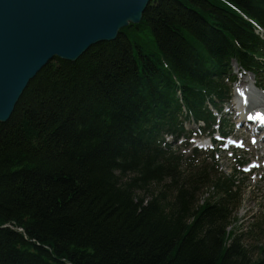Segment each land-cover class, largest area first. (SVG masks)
<instances>
[{
    "label": "trees",
    "instance_id": "1",
    "mask_svg": "<svg viewBox=\"0 0 264 264\" xmlns=\"http://www.w3.org/2000/svg\"><path fill=\"white\" fill-rule=\"evenodd\" d=\"M233 63L264 73V0H151L44 66L0 123V264H264V216L232 227L243 172L189 143L229 133Z\"/></svg>",
    "mask_w": 264,
    "mask_h": 264
},
{
    "label": "water",
    "instance_id": "2",
    "mask_svg": "<svg viewBox=\"0 0 264 264\" xmlns=\"http://www.w3.org/2000/svg\"><path fill=\"white\" fill-rule=\"evenodd\" d=\"M151 0H0V123L50 61L74 62L140 23Z\"/></svg>",
    "mask_w": 264,
    "mask_h": 264
},
{
    "label": "rangeland",
    "instance_id": "3",
    "mask_svg": "<svg viewBox=\"0 0 264 264\" xmlns=\"http://www.w3.org/2000/svg\"><path fill=\"white\" fill-rule=\"evenodd\" d=\"M139 36L140 37L137 38L130 35V38L133 42L138 41L143 44L145 49L153 48L152 37L149 31H147V33H140ZM232 69L233 74L236 76V80L231 85L230 98L228 102L222 105V111L218 116L226 121L229 127V135L233 138H238L237 134L243 136L247 133L245 125H251V121H245L243 126L239 125L238 119H235L234 114L230 113L231 106L233 105L236 107L234 103L239 100V93H241L243 89L245 90L246 87H250L254 91H260V87L264 91V73H261L259 77L255 78L251 73L240 70L235 63L232 64ZM237 91H239L238 94ZM186 128L195 129L196 125L193 123H186ZM250 134L247 135L245 138L246 141L243 143H240L238 139L234 145H229V141L231 140V138H229L222 146L218 145L215 158L218 163V170L226 176L232 175L236 169L243 171V174L237 176V182L242 185V202L235 214L237 221L233 223L232 227L237 232L252 230V233L245 238L244 242L253 244L255 243V239H260L262 237L261 235H255L257 233L255 228L258 229V222L262 221V217L264 216V155L261 150L256 149L258 144L252 142V139L254 140L255 137L249 140ZM215 136L217 137L216 134ZM204 141L205 140L193 138L189 143H191V147H194L197 146L196 144H200ZM180 142L181 141L175 145L180 144ZM257 143H259V141ZM201 147L204 150H209L212 145L205 144ZM226 148L229 149L225 152ZM189 151L190 150H187L186 154H189ZM240 162H243V164L241 165ZM252 168L253 170H251Z\"/></svg>",
    "mask_w": 264,
    "mask_h": 264
},
{
    "label": "bare ground",
    "instance_id": "4",
    "mask_svg": "<svg viewBox=\"0 0 264 264\" xmlns=\"http://www.w3.org/2000/svg\"><path fill=\"white\" fill-rule=\"evenodd\" d=\"M243 95L247 96V100L245 102L241 101V98ZM254 96L258 97L259 94L257 92H255L252 88L246 87L245 90L243 89L242 93H240L239 100L234 103L236 105V107L232 106L230 109L231 110L230 113L234 114L235 119H238L239 125L243 126L245 121L251 120L252 125L250 126V128L253 127V128H255V130L247 129V133L259 135V143H256V144H258V147L256 149L261 150L263 152V155H264V114L263 113L258 114L257 112H255V111H258L255 109L257 107L263 106V104H262V102L258 101V104L254 105V102H253L254 100L252 99V97H254ZM247 133L243 136L241 134H237V136L239 138L245 139L247 137V135H249ZM257 142H258V140H257Z\"/></svg>",
    "mask_w": 264,
    "mask_h": 264
}]
</instances>
